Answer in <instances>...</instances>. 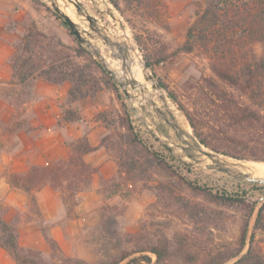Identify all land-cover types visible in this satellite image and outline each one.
I'll use <instances>...</instances> for the list:
<instances>
[{
	"label": "rangeland",
	"instance_id": "374dc122",
	"mask_svg": "<svg viewBox=\"0 0 264 264\" xmlns=\"http://www.w3.org/2000/svg\"><path fill=\"white\" fill-rule=\"evenodd\" d=\"M116 1L120 3V9H117L111 0H58L59 5L80 25L91 30L90 21L87 19V16L90 15L105 29L107 34L121 42L122 50L116 45L104 43L102 39L92 40L99 46L110 65L121 71L125 62H129L123 56L129 53L134 60L129 62L133 69L132 74L138 80L146 83L145 87L150 92L142 96L140 90H134L130 86V92L134 96L128 99L117 81L103 67L100 57L82 43L120 89L117 92L112 86L102 84L99 90L87 95L95 96L104 88L112 93L111 105L97 113V117L107 127L105 135L111 134L116 129L119 115L128 110L141 129L152 131L157 142L168 144L176 155L182 156L184 160L191 163L189 168L192 176L214 188L246 194L245 201L233 206H220L209 203L204 197L195 196L187 190L183 191L179 187L181 190L178 192L181 197L192 203H201L200 211L210 215L209 219L200 215L193 222L183 211L171 205L166 198L159 199L158 194L162 193L154 187L157 180H161L165 184L170 181L161 174H154L152 179L157 180L151 182L152 188L141 189L138 185L130 195L122 214H112L107 219V229L100 224L102 206L106 203H113V199L105 200L100 195L97 211L93 214L92 211L89 213L91 221L96 222L97 220V222L95 224L91 222L80 233V239L69 244L68 249L72 251L71 253L60 247L59 255L95 262L99 258L100 251L108 248L111 241H117L119 238L125 240L127 236L143 231L144 237L139 238L138 241L170 242L173 252L169 264H191L193 261H202L207 254L216 253L228 244L233 245L236 241H240L245 221H248L247 241H249L250 235L254 231L257 212L264 203V184L228 175L209 167L206 163L187 157L179 147L181 142L176 138L174 131L167 126L164 119L158 117L156 109L149 102L153 99L163 108L159 93L154 91L152 84L144 75L143 63H146V58L153 63L148 71L155 76L158 82L166 83L175 93L178 101L193 112L198 125V133L203 132L209 110L205 107L200 86L202 76L211 74L209 55L201 48H197L193 52H178L177 54H174V51L185 41L188 28L202 9L204 0H143L142 4L138 0H133L134 2L130 3L126 0ZM136 36L141 40L140 43ZM9 39L12 41L14 49L11 56L14 71L11 83L14 85L0 87V95L6 94L12 97V101L16 105V114L21 112L24 103L31 101L32 95L35 94L37 90L35 79L40 76L46 79L43 73L51 72L53 63L80 61L86 65L84 67L92 73L96 80L103 77L92 62L85 64L88 61H85L86 59L77 52L79 40L49 0H0V49H3L2 42ZM164 47L167 51L164 54L166 58L158 61V58L161 57L160 50ZM132 74L128 72L127 76L131 77ZM123 75V72L117 73L119 79H122ZM53 77L58 76L53 74ZM66 83L70 88L71 83L68 79L55 84ZM162 93L166 96L180 125L198 138L184 113L169 96L168 91L164 89ZM1 100L0 98V144L11 146L15 143L11 135L14 134L16 123L24 126L26 119L16 120L17 117L14 118L16 114L4 119L6 108L4 101L1 102ZM147 103L150 108H143L142 105ZM133 104L138 109L137 111L132 110ZM67 111L66 118L77 115L79 117L77 112ZM153 139L150 137L151 143L160 149V144ZM110 152L115 158V152L113 150ZM224 155L228 156L229 158L226 157V159L232 163L240 162L234 159L254 161L253 159H240ZM255 162L261 161L256 160ZM231 167L233 172L241 171L239 164H231ZM149 175L152 174L148 173V177ZM100 186L101 181L99 188ZM165 204L170 206H165ZM251 208L253 211L250 210ZM65 209L67 216L68 210L66 207ZM32 212L36 214L34 209ZM71 217H77L76 211ZM43 227L50 232V222L42 221ZM176 241L184 242L177 243ZM255 241H264L262 231H257ZM245 251L246 249L243 252ZM43 254L45 264H58L59 260L52 257L51 248L48 253L43 252ZM151 255L155 261L156 256L152 253ZM231 261L225 264H229Z\"/></svg>",
	"mask_w": 264,
	"mask_h": 264
},
{
	"label": "trees",
	"instance_id": "16d2710c",
	"mask_svg": "<svg viewBox=\"0 0 264 264\" xmlns=\"http://www.w3.org/2000/svg\"><path fill=\"white\" fill-rule=\"evenodd\" d=\"M111 1L120 9L118 1ZM126 1L130 3L133 0ZM138 2L142 4L144 1ZM136 39L141 42L139 37L136 36ZM78 42V54L88 61L85 64L92 62L100 70L102 79L96 80L80 61L53 63L51 72H44V77L54 83L64 79L70 81L68 102L96 92L102 84L112 86L119 92L118 84L88 49ZM197 48L209 55L211 70L210 75L202 76L200 86L205 107L209 110L202 133H198L193 112L178 101L166 83L159 81L160 85L168 91L205 146L232 157L264 162V0H204L202 9L188 28L185 41L176 48L174 54L193 52ZM166 52V47L160 50L158 61L165 60ZM146 63L149 67L153 65L147 58ZM152 134L150 130L141 129L129 111L125 110L119 115L116 129L101 139L100 145L115 152L118 166L116 175L101 179L98 190L105 200L113 199V203L102 206L100 224L103 228L107 229L110 215L122 214L138 185L141 189L152 188L151 182L157 180L152 179L154 174H161L170 181L165 184L157 180L154 187L162 193L158 194L159 199L166 198L193 222L200 215L207 219L210 215L200 211L201 203H192L181 197L178 192L180 188L220 206H233L245 201L246 194L200 182L191 175V163L176 155L168 144L157 142ZM149 136L160 144V149L151 143ZM68 144L70 153L64 159L45 165L31 164L23 172L11 171L7 174L12 186L28 193L31 208L36 213H39L36 210V192L46 184L60 193L68 217L74 214L80 203V194L91 187L96 171L85 161L84 155L94 147L86 136L70 140ZM148 173L152 174L149 175L151 179H148ZM6 210V205L0 201V246L11 254L17 264H45L41 250L20 244L16 224L4 219ZM250 210L253 211V208ZM248 231V221H245L240 241L228 244L216 253L207 254L202 261H193L191 264H225L231 260L229 264H264V241H255L257 231L264 234V203L257 212L249 241ZM42 232L50 245L52 257L59 260L58 264H169L173 252L167 241H138L144 237L141 231L137 236L129 235L125 240L119 238L111 241L108 248L100 251L97 261L89 262L59 255L61 251L57 240L45 227ZM151 253L156 256L155 261Z\"/></svg>",
	"mask_w": 264,
	"mask_h": 264
},
{
	"label": "crops",
	"instance_id": "0c3cea01",
	"mask_svg": "<svg viewBox=\"0 0 264 264\" xmlns=\"http://www.w3.org/2000/svg\"><path fill=\"white\" fill-rule=\"evenodd\" d=\"M0 49V87L14 85L11 64L13 54L12 41L5 40ZM36 91L31 101H26L19 114L10 95H0L4 101L6 112L4 119L9 116L26 119L23 126L16 123L13 145L0 144V201L7 210L4 219L8 223H15L19 242L22 246L50 251V245L42 232V221L50 222V233L66 252L69 244L80 239V233L91 222L89 213L97 211L100 201L99 182L102 178L116 175L118 166L110 150L100 145L101 139L107 132V127L97 117V113L104 111L111 105L112 93L107 89L100 90L95 96H87L72 102L67 101L69 84H55L43 77L35 79ZM8 108V109H7ZM67 110L77 112L80 118H66ZM1 111V110H0ZM1 116V113H0ZM29 119V120H28ZM14 123V122H12ZM28 124V126H27ZM86 136L94 149L84 155L85 161L95 169L89 190L80 194L81 201L76 206V218L66 216V209L60 197L50 184L36 192V210L30 207L28 193L12 186L7 178L11 171L23 172L31 164L45 165L51 161L66 158L70 153L68 142ZM7 138V137H6ZM0 264H17L11 254L0 246Z\"/></svg>",
	"mask_w": 264,
	"mask_h": 264
},
{
	"label": "water",
	"instance_id": "95a60500",
	"mask_svg": "<svg viewBox=\"0 0 264 264\" xmlns=\"http://www.w3.org/2000/svg\"><path fill=\"white\" fill-rule=\"evenodd\" d=\"M54 9L62 16L66 24L70 27L73 34L77 37V39L86 45L89 49L93 50L96 55H98L101 59V63L103 67L106 69V71L117 81L119 86L124 91L125 95L128 99H131L134 95L130 92L129 87L131 86L134 90H140L142 93V96H144L146 93H150L149 90L146 89V83L143 81L138 80L134 75L132 74V66L129 62L134 61L130 54L127 53L123 56V58L129 62H125L124 68L121 70L116 69L110 65L108 60L104 57L102 52L100 51L99 46L94 43L92 40L94 39H102L104 43L116 45L119 47V49H123L122 43L118 40H115L112 38L105 29H103L96 20L88 15L87 19L90 21L91 30H88L87 28L80 25L76 20H74L72 17H70L68 14H66L62 9L61 6L58 3V0H49ZM114 55V54H113ZM116 56V55H114ZM144 67V75L147 78V80L152 84V87L154 91L159 93V98L161 103L163 104V108H161L158 103L151 99L149 102L152 107H154L158 113V117L162 118L166 121V124L168 127H170L174 133L176 138L181 142L179 144V147L184 151L185 155L195 161H199L202 163H206L209 167L219 170L221 172H224L228 175H232L239 178H244L248 181L254 182V183H260L264 184V177L263 176H255L250 175L246 172H233L231 164H239V163H232L229 162L226 157V155L214 151L208 147H206L202 142L198 140V138L193 134L187 132L177 121L171 106L168 103V100L166 96L162 93L164 88L160 85V83L156 80L155 76L152 75L148 69L149 66L147 63H143ZM123 72L124 75L122 79H119L117 77V73ZM128 72L132 74L131 77H128ZM143 108L148 109L150 108L149 103L142 105ZM132 110L137 111L138 109L133 104ZM229 158V157H228ZM232 159V158H231ZM236 161H242L238 159H234ZM256 161V160H255ZM258 161V160H257ZM240 166H243L242 164H239Z\"/></svg>",
	"mask_w": 264,
	"mask_h": 264
},
{
	"label": "bare ground",
	"instance_id": "6f19581e",
	"mask_svg": "<svg viewBox=\"0 0 264 264\" xmlns=\"http://www.w3.org/2000/svg\"><path fill=\"white\" fill-rule=\"evenodd\" d=\"M61 9L66 14H68L62 7H61ZM239 164H242L243 165V166H240L239 165V169L241 171L251 173L252 175L254 174L256 176H263L264 177V162L263 161H261V162H255V161H240Z\"/></svg>",
	"mask_w": 264,
	"mask_h": 264
}]
</instances>
